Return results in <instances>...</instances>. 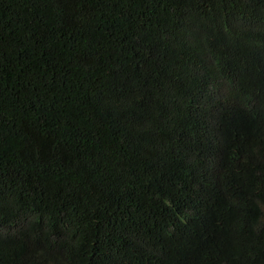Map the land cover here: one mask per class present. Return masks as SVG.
<instances>
[{
	"label": "trees",
	"instance_id": "16d2710c",
	"mask_svg": "<svg viewBox=\"0 0 264 264\" xmlns=\"http://www.w3.org/2000/svg\"><path fill=\"white\" fill-rule=\"evenodd\" d=\"M0 264H264V0H0Z\"/></svg>",
	"mask_w": 264,
	"mask_h": 264
}]
</instances>
